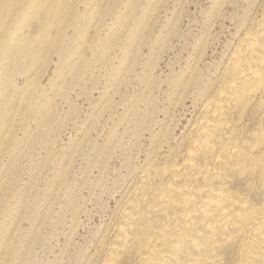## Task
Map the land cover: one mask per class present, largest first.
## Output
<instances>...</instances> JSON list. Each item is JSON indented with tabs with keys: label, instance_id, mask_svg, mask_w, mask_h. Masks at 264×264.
Returning <instances> with one entry per match:
<instances>
[{
	"label": "rangeland",
	"instance_id": "374dc122",
	"mask_svg": "<svg viewBox=\"0 0 264 264\" xmlns=\"http://www.w3.org/2000/svg\"><path fill=\"white\" fill-rule=\"evenodd\" d=\"M220 2L0 0V264L107 232L127 157L196 115L180 85L233 39Z\"/></svg>",
	"mask_w": 264,
	"mask_h": 264
},
{
	"label": "bare ground",
	"instance_id": "6f19581e",
	"mask_svg": "<svg viewBox=\"0 0 264 264\" xmlns=\"http://www.w3.org/2000/svg\"><path fill=\"white\" fill-rule=\"evenodd\" d=\"M217 11L235 34L211 73L180 85L189 129L150 132L140 164L126 159L107 232L84 248L72 230L51 264H264V0Z\"/></svg>",
	"mask_w": 264,
	"mask_h": 264
}]
</instances>
